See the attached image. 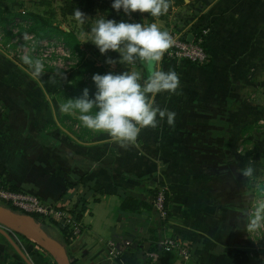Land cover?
<instances>
[{"label": "crops", "instance_id": "crops-1", "mask_svg": "<svg viewBox=\"0 0 264 264\" xmlns=\"http://www.w3.org/2000/svg\"><path fill=\"white\" fill-rule=\"evenodd\" d=\"M29 1L0 0V7L22 11V2L26 7ZM200 9L199 22L211 25L203 41L211 63L170 65L161 60V70L177 73L179 88L176 93L149 95L154 106L175 113L174 124L165 119L156 128L141 129L134 145L121 146L106 133L90 129L87 135L70 131L66 116L64 120L53 111L32 115L17 110L21 97L7 92H14L15 79L0 77L2 178L47 204H68L76 214L79 194L90 186L81 233L69 244L60 224L47 220L52 223L46 234L68 264H163L159 253L169 237L187 244L190 251L188 257L168 253L166 264H257L258 252L264 251V238L251 239L245 206L247 184L258 183L256 195L264 173L246 175V147L240 150L227 140L255 117V102L246 101L239 89L246 81L261 79L263 0H202ZM171 22L156 19L151 24L166 27ZM197 24L182 21L173 30L194 37ZM4 69L0 63V71ZM129 69L141 73L142 79L149 74L139 62ZM23 99L37 103L33 97ZM78 180L77 187L68 188ZM161 189L169 196L167 219L154 209L155 193ZM127 197L152 207L124 211L121 203ZM41 246L38 240L0 227V264L56 262ZM152 253H158L156 261Z\"/></svg>", "mask_w": 264, "mask_h": 264}, {"label": "rangeland", "instance_id": "rangeland-1", "mask_svg": "<svg viewBox=\"0 0 264 264\" xmlns=\"http://www.w3.org/2000/svg\"><path fill=\"white\" fill-rule=\"evenodd\" d=\"M65 0H31L26 5V8L37 10L39 13H45L47 17L50 18L52 22L58 24L62 29L66 31H73L77 34L81 41V49L83 55L86 59L96 62L98 65H103L106 68V72H124L128 71L130 65H123L120 63L110 66L105 63L106 57L101 55L99 50L93 45L90 41L89 30L94 26L95 22L101 18L106 19L99 12V9L96 7L90 11L84 13V18H79L76 16H62L61 10L64 6ZM41 2V3H40ZM24 4V2H22ZM169 9L167 13H164V18L168 21L171 19V23L165 26H158L162 31L170 32L177 25L184 21L189 24H197L199 18L203 16L200 9L202 0H185L184 3H178L176 0H167ZM210 5V4H208ZM14 11V10H13ZM13 11L7 10L8 13ZM14 12H18L17 10ZM263 14H264V0H263ZM151 19L155 21L160 19L159 17H151L149 13H133L131 17L125 16L124 14L120 20L131 23H142L145 26L151 25ZM118 20V21H120ZM31 20L28 18H23L20 16H13L8 19L5 23H0V63L6 65V69L0 71V77H4L6 80L15 79L16 87L13 93L7 88L9 95H16L20 98V103H16L17 110L26 111V113L33 114H43L45 112L53 111L55 114L63 115L64 120L65 116L69 115L74 117V120L66 118V122L70 131L74 129L78 132H83L84 126L77 121L79 114L75 111L73 112H64L62 111V100L60 88L64 86L68 80L70 71L74 68L78 61V55H74L62 42L60 38H49L44 40H37L30 33H23L22 28H26L30 25ZM264 26V25H263ZM197 31H203L204 29L207 32L203 36V41L206 39L210 33L211 25L202 24L199 22L196 26ZM264 28V27H263ZM174 31V30H173ZM109 56L114 59H118L119 54L115 52H109ZM263 58V70L261 79L257 78L255 80L246 81L242 85L240 90V95L245 98L246 101L255 102V112L254 118L245 121L246 130H241L236 135H230L227 137L230 144L240 145V150L244 147L247 149L246 158H247V170H251L250 175L256 172L264 173V56ZM261 58V59H262ZM163 59V58H162ZM39 61L42 65V68L39 72L36 71V62ZM164 62L168 64L175 63H184V61H173L167 59ZM258 74V73H257ZM88 80V79H87ZM8 86V85H7ZM33 97L35 98V104L27 101L25 103L23 98ZM16 101L18 98H15ZM30 103V104H29ZM4 106V105H3ZM10 107V104L8 105ZM249 106V105H246ZM253 106V105H251ZM7 106H4L6 109ZM23 110H22V109ZM48 113V114H49ZM69 113V114H67ZM46 114V113H45ZM65 115V116H64ZM257 117V118H256ZM234 122L235 121H231ZM238 129H232V131H237ZM217 139V137H215ZM221 138V137H220ZM235 148H232V152L235 155ZM240 150L239 153H240ZM231 155L230 159H234V156ZM254 161L255 163L253 164ZM251 167V168H250ZM255 177V176H253ZM263 179V178H261ZM258 183H248L247 191L250 194L249 199L246 200V216L248 220V229L251 235V239L264 238V212L261 213L260 210L264 206V196L257 198L255 195L256 188ZM249 187V188H248ZM252 191V192H251ZM26 193V192H23ZM28 194V193H27ZM257 198V199H256ZM14 203L8 202L0 196V209L5 212H18L21 214H29L23 211L22 209L16 210ZM33 216V215H32ZM35 218V217H34ZM36 222L39 224V227L44 231H49L51 226L52 219H44L40 216L39 219H36ZM49 222V223H48ZM17 223H9L0 225L12 232H15L20 235H27L32 239L37 240L33 235L29 233V230L24 232L20 231L16 226ZM51 228V227H50ZM54 229V227L52 226ZM42 251L48 254V251L44 246Z\"/></svg>", "mask_w": 264, "mask_h": 264}, {"label": "clouds", "instance_id": "clouds-1", "mask_svg": "<svg viewBox=\"0 0 264 264\" xmlns=\"http://www.w3.org/2000/svg\"><path fill=\"white\" fill-rule=\"evenodd\" d=\"M111 8L131 17L133 13H149L159 17L167 13V0H112ZM84 15L79 10L77 16ZM90 41L106 57L105 63L132 65L137 62L147 66L148 76L124 71L120 73H96L92 76L95 93L85 88L83 95L69 99L62 105L64 112H77L82 125L95 132L106 133L121 146L134 145L141 129L156 128L160 121L174 124L175 113L154 106L151 96L160 93H176L180 80L175 71H163L160 62L164 53L173 45V38L157 24L145 26L115 19L97 20L89 30ZM118 53V59L108 55ZM42 65L36 62V71ZM251 170L245 172L250 174Z\"/></svg>", "mask_w": 264, "mask_h": 264}, {"label": "trees", "instance_id": "trees-1", "mask_svg": "<svg viewBox=\"0 0 264 264\" xmlns=\"http://www.w3.org/2000/svg\"><path fill=\"white\" fill-rule=\"evenodd\" d=\"M45 1L46 0H41ZM178 3H184L185 0H176ZM40 2V3H41ZM111 3L112 0H65L64 1V6L62 7L61 14L62 16H77V11L79 10L82 14H84L86 11H90L94 8H98L99 12L103 15V17H106L108 19H115V20H120L122 17L123 13L121 12L120 14H117L115 10L111 8ZM22 11L18 12H5L2 10L0 7V23H5L8 21L13 16H20L23 18H28L31 20V23L28 27L22 28L21 31L23 33H30L35 37L37 40H44V39H51V38H60L64 45L74 54L78 55L79 61L77 65L71 69L68 80L62 88H60L61 91V99L62 104L64 105L65 103L68 102L69 99H74L78 98L83 95V91L85 88H88L90 91V95H93L96 91L95 85L93 84L92 81V76L96 73L100 74H105L106 68L103 65H98L96 62L86 59L83 55V51L81 49V41L79 37L77 36L76 33L73 31H66L62 29L58 24H55L50 20L49 17L45 15V13H39L37 10H32L24 7V4L21 5ZM79 18H84V15L79 16ZM160 19L164 18L163 14L159 16ZM153 21V19H151ZM206 48V47H205ZM208 51V49L206 48ZM209 52V51H208ZM210 53V52H209ZM211 55V53H210ZM163 60H167V58H163ZM184 63H187L189 65H198V64H193L190 61H184ZM211 63V56H210V62L205 64V65H198V66H208ZM88 79V80H87ZM66 118L74 120L73 117L66 115ZM80 123V121H77ZM247 127L244 129L246 130ZM87 128H83V135H87ZM153 175H150L148 177H135L138 180H144V179H150L152 178ZM82 179V178H81ZM78 181L76 182H71L68 184L69 189H73L77 187ZM0 186L7 188L11 191L14 192H19V190L12 184L8 183L6 180H4L0 174ZM89 184H87V188L79 194V201L77 204L78 208V213L76 214L77 220H81L82 214L86 209V204H87V197L89 196ZM159 192L156 191L155 197L157 193ZM166 195V201H165V206L166 209L168 208V200L169 196L167 191H165ZM264 196V180L261 183L260 189H258V192L256 194L257 198L260 196ZM256 198V199H257ZM64 199V194L61 196L60 200ZM155 199V198H154ZM152 205L142 202L139 199H136L134 197H127L124 199L121 203V209L124 211H132L136 212L140 208H145V209H151ZM58 209H64L62 204H58L56 206ZM16 210H19L17 207H15ZM261 213L264 212V206L260 210ZM168 213V212H167ZM33 217L36 219L40 218V215L38 214H31ZM167 219V218H166ZM55 224H59L57 221L52 220ZM62 228V227H61ZM63 233L65 234V242L69 244L75 236L73 235V230L70 227L62 228ZM157 248L153 246V250H156ZM168 253H172L170 251H166L165 249H162L160 251V257L161 261L163 264H166L168 262ZM258 262L257 264L261 263L264 264V251L261 250L258 252ZM53 264H58L54 262Z\"/></svg>", "mask_w": 264, "mask_h": 264}, {"label": "built area", "instance_id": "built-area-1", "mask_svg": "<svg viewBox=\"0 0 264 264\" xmlns=\"http://www.w3.org/2000/svg\"><path fill=\"white\" fill-rule=\"evenodd\" d=\"M206 32V29L202 32L197 31L193 34V40L189 41V35L187 33L185 34L180 30H170L168 33L173 38V45L164 53L162 58L171 59L173 61H190L198 65L209 63L211 55L206 50L202 39ZM0 196L8 202L12 201L17 208L19 207L26 213L38 214L44 219L55 220L62 228L70 227L73 230L74 236L81 233V224L76 218V211L72 207H69L68 204H62L64 209H58L54 205L45 203L35 195L14 192L2 186H0ZM165 201V190L161 189L154 199V209L163 219L167 217ZM162 245L166 251H177L182 256H189L190 250L187 244L176 238H166ZM150 256L154 261L158 259V253H152Z\"/></svg>", "mask_w": 264, "mask_h": 264}, {"label": "water", "instance_id": "water-1", "mask_svg": "<svg viewBox=\"0 0 264 264\" xmlns=\"http://www.w3.org/2000/svg\"><path fill=\"white\" fill-rule=\"evenodd\" d=\"M188 40L192 41L193 36L190 35ZM9 223H25L29 233L33 235L42 246L45 247L48 253L53 256L58 264H68L65 258L53 247L49 236L39 227V224L32 215L21 214L18 212L9 213L0 209V225Z\"/></svg>", "mask_w": 264, "mask_h": 264}, {"label": "bare ground", "instance_id": "bare-ground-1", "mask_svg": "<svg viewBox=\"0 0 264 264\" xmlns=\"http://www.w3.org/2000/svg\"><path fill=\"white\" fill-rule=\"evenodd\" d=\"M20 231L24 232L25 230H27V226L25 223H17L16 225Z\"/></svg>", "mask_w": 264, "mask_h": 264}]
</instances>
